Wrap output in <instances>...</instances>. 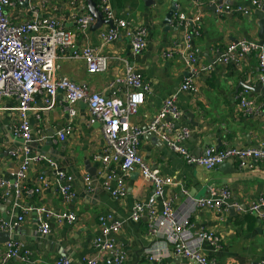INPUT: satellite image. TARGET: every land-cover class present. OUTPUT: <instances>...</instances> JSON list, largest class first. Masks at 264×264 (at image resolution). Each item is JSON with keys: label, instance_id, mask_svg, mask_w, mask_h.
<instances>
[{"label": "crops", "instance_id": "obj_1", "mask_svg": "<svg viewBox=\"0 0 264 264\" xmlns=\"http://www.w3.org/2000/svg\"><path fill=\"white\" fill-rule=\"evenodd\" d=\"M38 1L43 3L41 15L59 21L69 31L77 30L76 20L79 16L90 13L86 0ZM201 2L203 6L199 12L193 0H110L117 18L148 27V48L135 57L126 39L105 44L100 32L110 24L106 22L97 30L92 28L94 24L86 35L76 37L73 48L64 56L60 55L57 77L86 83L92 91L107 97L116 95V91L122 96L127 90L124 78L127 64H130L153 88L132 121L145 132L140 140V155L161 176L174 179L175 186L167 189V195L175 193L177 196L171 208L181 224L187 222L184 228L190 235L186 233L184 236L188 245L215 259L217 264H261L264 263V224L246 208L264 194V162L242 167L239 162L231 160L208 171L200 166L187 165L157 135L149 132L150 123L165 99L176 96L183 114L178 127L191 130V137L187 141L191 153L203 155L208 147L220 150L228 147L264 148V116L256 119L245 115L236 100L237 94L246 86L258 85L259 64L256 55L241 61L238 66L216 64L211 73L194 77L193 83L198 88L196 95L181 91L188 76L183 57L179 52H174L169 58L166 54L173 50L175 41L182 42L183 33L177 31L172 22L169 28L163 24L173 3L176 9L189 16L201 14V36L195 40L194 48L198 66H208L217 63L231 43L242 39L260 41V11L264 6L261 10L252 8L249 16L238 12L219 15L216 12L219 5L250 6L251 0ZM6 13L15 23L34 17L27 2L8 8ZM86 46L100 50L109 58L106 72L89 75L84 61L73 57ZM249 99L262 106L264 112L261 94L252 91ZM17 107L15 98L0 101V178L10 183L14 182L11 173L18 170L25 160L23 155H12V152L21 149V143L14 135L20 123ZM44 107L43 97L36 96L30 113L33 134L46 136L48 140L34 143L33 154L50 157L58 171L71 177L75 196L67 201L58 192L55 185L56 168L49 161L31 163L24 185L37 187L38 178L43 176L46 187L38 195H22L19 198L13 194L6 196L0 190V222L4 219L15 222L18 217L24 216L10 235L0 232V257L6 245L15 241L21 244V249L8 264H24L21 257L26 253L35 264H50L58 258H67L71 264H85L83 259L96 253L93 242L101 234L99 218L110 216L111 223L122 224L121 231L114 235V239L126 254L125 264H155L145 256L154 244H158L164 253L163 264H189L188 259L175 255L176 234L170 225L160 222L155 226L156 233H153L145 215L140 221L132 220L135 204L146 201L153 191L151 183L143 179L139 171L130 173L126 178V197H114L117 180L123 178L121 165L104 166L101 162L105 146L101 125L91 122L86 104L77 106L73 120L65 110L66 100L62 93L58 94L53 108L45 110ZM69 126L71 132L66 140L54 143L58 133ZM206 142L209 143L208 147H205ZM86 175L92 178L93 192L87 191ZM223 188L230 191L231 197L221 212H210L195 206V201L209 198ZM36 208L51 209L60 214L73 212L78 221L61 223L53 218L49 221L51 232L44 236L38 231ZM159 209L162 210L161 205ZM200 230L215 231L222 238L220 247L199 241L196 234Z\"/></svg>", "mask_w": 264, "mask_h": 264}, {"label": "built area", "instance_id": "obj_2", "mask_svg": "<svg viewBox=\"0 0 264 264\" xmlns=\"http://www.w3.org/2000/svg\"><path fill=\"white\" fill-rule=\"evenodd\" d=\"M27 2L34 17L31 20L15 23L6 13V10L18 3ZM97 9L103 14L104 19L111 21L112 25L100 32L103 43L111 44L120 39L129 41L132 55H142L148 48L149 29L146 25L117 18L110 6V0H95ZM194 6L201 12V0H193ZM264 0H251L250 6L219 5L216 12L219 15H227L238 12L249 16L252 8L261 10ZM43 3L38 0H0V101L2 99L15 98L18 101L17 111L20 118L14 135L21 143V149L12 152L13 156L23 155L25 160L21 167L11 173L13 183L0 178V190L6 196L14 195L16 198L22 195L35 196L40 194L46 187L43 176L38 178V186L24 185L29 172L30 164L39 161L48 163L56 168L55 185L58 192L67 201L74 198L75 194L71 187L72 178L63 171H58L56 163L42 155L33 154L34 143H44L46 136L33 134L30 113L35 104V97L42 96L44 109L54 107L56 98L62 93L66 100L65 110L70 120L75 119L77 106L86 104L91 122L101 125V132L105 141L103 156L100 158L104 166L120 164L123 178L117 180L113 195L116 199H124L127 195L126 178L134 171H139L143 179L153 186L152 195L146 200L135 204L132 212V220L140 221L145 215L149 222L150 230L156 233L155 226L160 222H166L176 234L174 252L177 256L188 259L189 264H217L215 259L208 257L201 250L188 245L185 234L187 222L181 224L178 216L171 208L173 199L177 196L173 193L167 195V189L174 187V179L161 176L160 173L143 159L139 147L144 131L132 121L146 102V97L152 93L153 88L146 83L141 75L137 74L130 64H127L124 82L127 90L122 96L116 91V95L107 97L103 93L94 92L86 83H77L68 78H58L59 65L57 61L60 55L74 47L75 39L79 34L86 35L97 20L90 14H83L76 20L77 30L69 31L62 27L59 21L41 15ZM172 26L183 33L182 42L175 41L173 50L166 54L172 57L174 52H179L184 60L187 77L181 86V91L198 93V88L193 83V78L203 73H211L216 64L240 65L241 61L256 55L259 64L258 84L264 86V39L260 41H248L242 39L231 43L221 54L217 63L208 66H198L194 42L201 36L202 15L189 16L178 9L174 12ZM81 58L89 75H96L107 71L109 58L100 50L86 46L82 51L73 55ZM113 85H111L112 87ZM252 90L245 88L237 94L236 100L242 112L256 119L264 116L262 106L249 99ZM182 111L177 104L176 96L165 99L159 113L153 118L149 126V132L157 135L175 154L179 155L187 165L200 166L206 170H214L231 160L237 161L242 167L264 162V148L237 149L228 147L217 149L208 147L203 155L197 156L187 148V141L191 137V130L178 127L182 118ZM71 132V126L58 133L57 140L65 141ZM85 184L88 192L94 191L92 178L85 176ZM183 192V191H182ZM184 193V192H183ZM186 193V192H185ZM231 197L228 189L223 188L209 198L195 201V206L210 212H221L226 206V201ZM161 205V209L159 206ZM239 209V208H238ZM241 209V208H240ZM264 224V194L246 208ZM38 215V231L41 235H49L53 218L59 222L78 221L73 212L56 213L51 209L36 208ZM110 216L99 218L101 234L95 238L93 247L95 255L83 259L85 264H125L127 257L123 249L114 239V235L121 231V223H111ZM24 220V216L18 217L17 221L2 220L0 232L11 233L18 223ZM189 234V233H188ZM190 235V234H189ZM196 237L201 242L219 248L222 238L212 230H200ZM21 244L10 241L6 245L0 264H8L11 259L18 256ZM145 256L155 264H163L164 253L158 244H154ZM24 264H35L30 260L28 253L21 257ZM50 264H71L67 258H58ZM264 264V263H261Z\"/></svg>", "mask_w": 264, "mask_h": 264}, {"label": "water", "instance_id": "obj_3", "mask_svg": "<svg viewBox=\"0 0 264 264\" xmlns=\"http://www.w3.org/2000/svg\"><path fill=\"white\" fill-rule=\"evenodd\" d=\"M86 1L88 2V6H89V9H90V14L97 20V23L92 27L93 29L97 30L98 28H100V26L102 24H104L106 22H108L110 24V26L112 25L111 21H104L103 14L97 9L96 3H95L94 0H86ZM176 10H177L176 9V4L173 3L170 6V9H169V11H168V13H167V15L165 17V20L163 22V24L166 25L167 28L170 27L174 12ZM259 29H260L259 30V39H260V44L262 45L263 44V39H264V8L262 9V11H260ZM245 88L251 89L256 94H261V96L264 98V86L263 85L258 84L255 87L246 86ZM205 145H206L205 147H208L209 143L206 142ZM46 149H48V148H46ZM39 155H41V154H39ZM42 156H45V155H42ZM197 156H200V155H197ZM46 158L47 159H51L50 157H46ZM5 220H9V219H5ZM259 222H261V221L259 220ZM7 234L10 235V233H7ZM254 264H256V263H254Z\"/></svg>", "mask_w": 264, "mask_h": 264}]
</instances>
